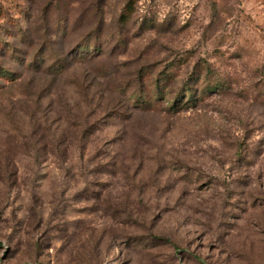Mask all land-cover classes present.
I'll return each mask as SVG.
<instances>
[{
  "label": "rangeland",
  "instance_id": "1",
  "mask_svg": "<svg viewBox=\"0 0 264 264\" xmlns=\"http://www.w3.org/2000/svg\"><path fill=\"white\" fill-rule=\"evenodd\" d=\"M0 264H264V0H0Z\"/></svg>",
  "mask_w": 264,
  "mask_h": 264
},
{
  "label": "trees",
  "instance_id": "2",
  "mask_svg": "<svg viewBox=\"0 0 264 264\" xmlns=\"http://www.w3.org/2000/svg\"><path fill=\"white\" fill-rule=\"evenodd\" d=\"M64 67L61 64L56 63V66H54L52 72L57 75L60 74L63 71ZM150 104V100L143 99L141 97H135L134 99V107L135 108H143L146 105Z\"/></svg>",
  "mask_w": 264,
  "mask_h": 264
}]
</instances>
